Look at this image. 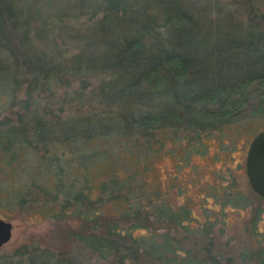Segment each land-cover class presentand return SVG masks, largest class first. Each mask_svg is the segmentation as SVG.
Masks as SVG:
<instances>
[{
	"label": "trees",
	"instance_id": "obj_1",
	"mask_svg": "<svg viewBox=\"0 0 264 264\" xmlns=\"http://www.w3.org/2000/svg\"><path fill=\"white\" fill-rule=\"evenodd\" d=\"M208 4L0 0V199L76 218L102 264H230L214 218L144 175L169 132L264 116V0ZM257 242L240 254L264 264ZM0 264L80 262L35 244Z\"/></svg>",
	"mask_w": 264,
	"mask_h": 264
},
{
	"label": "rangeland",
	"instance_id": "obj_2",
	"mask_svg": "<svg viewBox=\"0 0 264 264\" xmlns=\"http://www.w3.org/2000/svg\"><path fill=\"white\" fill-rule=\"evenodd\" d=\"M196 1L204 8L211 2ZM261 130H264V116L205 130L176 131L174 135L169 132L144 174L146 185L159 189L168 203L175 207L186 204L203 221L214 218L212 230L216 232L217 243L232 254L230 264H259L255 257L243 258L240 253L244 247L256 248L257 238H262L264 244L260 235V231L264 232V198L252 189L245 169L249 144ZM101 180L93 175L91 184L100 185ZM49 215L50 212H39L29 205L19 206L1 198L0 217L10 221L13 228L11 239L0 247V255L40 244L72 253L80 264H102L75 237L74 232L81 226L76 218ZM216 218L220 221L216 222ZM192 225L197 226V221Z\"/></svg>",
	"mask_w": 264,
	"mask_h": 264
},
{
	"label": "water",
	"instance_id": "obj_3",
	"mask_svg": "<svg viewBox=\"0 0 264 264\" xmlns=\"http://www.w3.org/2000/svg\"><path fill=\"white\" fill-rule=\"evenodd\" d=\"M246 173L252 189L264 198V130L251 140L245 162ZM13 225L0 217V247L12 237Z\"/></svg>",
	"mask_w": 264,
	"mask_h": 264
},
{
	"label": "flooded vegetation",
	"instance_id": "obj_4",
	"mask_svg": "<svg viewBox=\"0 0 264 264\" xmlns=\"http://www.w3.org/2000/svg\"><path fill=\"white\" fill-rule=\"evenodd\" d=\"M246 169V168H245Z\"/></svg>",
	"mask_w": 264,
	"mask_h": 264
}]
</instances>
